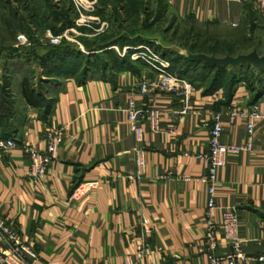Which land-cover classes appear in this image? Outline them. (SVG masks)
I'll use <instances>...</instances> for the list:
<instances>
[{
  "label": "crops",
  "instance_id": "obj_1",
  "mask_svg": "<svg viewBox=\"0 0 264 264\" xmlns=\"http://www.w3.org/2000/svg\"><path fill=\"white\" fill-rule=\"evenodd\" d=\"M76 1L80 10L76 25L92 30L79 33L85 41L106 38L109 23L99 11L128 8L121 0L119 5L117 0ZM18 2L0 0V5L10 9L14 19H22ZM162 4L164 15L172 21L191 20L230 30L261 18L253 0H162ZM73 29H66L61 37ZM31 34L19 40L24 34L16 33L13 49H8L28 48L31 52L24 61L36 58L46 68L56 63L46 76L55 73L59 80L50 111L42 115L23 98L24 66H4L14 73L8 86L13 97L10 109L2 107L11 128L0 133V139L11 138L14 145L6 152L0 150V216L32 244L38 255L34 264H125L127 256L138 264H210L203 244L206 185L184 178L205 173L198 155L208 149L212 114L248 109L253 103L264 113V83L249 86L239 77L230 91L225 82L211 86L212 73L202 78L195 70L182 78L189 87L185 97L156 92L150 99L143 98L138 93L139 80L153 77L155 66L148 59L132 57L130 45L119 49L109 39L93 50L80 43L77 52L59 50L56 55L55 49L62 46L50 43L54 35L49 29L31 30ZM169 44L168 52L176 51ZM140 47L137 44L134 49ZM5 51L0 56L16 55ZM130 98L140 109L143 129L141 174L125 111ZM149 109L159 113L156 130L151 127ZM223 124L222 142H245L242 118L233 123L224 118ZM52 126L64 127L57 159L34 184L26 175L29 160L23 143L44 150L45 131ZM216 190L218 205L236 209L239 234L251 258L242 264H264L256 260L264 254V120L255 127L252 150L228 156ZM213 216L218 219L215 211ZM216 235L220 238L221 231ZM141 243L146 247L139 257ZM227 251L222 245L217 253Z\"/></svg>",
  "mask_w": 264,
  "mask_h": 264
},
{
  "label": "rangeland",
  "instance_id": "obj_2",
  "mask_svg": "<svg viewBox=\"0 0 264 264\" xmlns=\"http://www.w3.org/2000/svg\"><path fill=\"white\" fill-rule=\"evenodd\" d=\"M16 1H19L20 18L22 19H14L13 12L0 5V55L5 51V48L7 49L4 53L13 54L15 52L16 54L14 57L7 58L0 56V133L5 134L10 130L11 125L8 117L4 116L6 110H2V107L6 108L7 106V109H10L9 103L13 96L8 86L13 81L14 75L13 72H7L5 69L7 64L24 66L25 71L21 73L22 80H27L32 89L31 99L38 104V107H34L35 111L42 115L51 108L54 102V88L59 80L55 73L51 78L47 79L46 76L52 73L50 72L51 68H55L56 63L48 65L46 68L36 58H31L32 62L24 61L26 55L31 52L30 49L17 47L14 51L10 50L13 49L16 33L21 32L28 39L32 35L31 30L37 29L40 32L49 29L54 36H61L66 29L72 27L74 29L65 33L57 45L75 51L77 45L83 44V42L92 45L103 43L100 40L85 41L83 36L79 35V33H89L88 31L92 30L76 25V19L80 13L76 0H62L61 2L55 0ZM119 1H116L117 5H119ZM121 1L123 5L128 6L123 12L117 6L98 12V15L109 23L103 36L116 41L118 48L122 45H130L131 56L132 53H137L133 56L148 59L153 65H158V62L162 61L170 72L171 70H183L186 66L184 58L180 62L171 61L180 49L190 50L193 53L212 54L217 57L246 54L253 49H256L260 55L264 54V17L262 16L261 18H252L249 26H238V28L230 30L216 24H199L191 20L172 21L170 17L164 15L162 0H148L142 3L140 0ZM5 18L7 19L5 20ZM91 26L96 28L94 24ZM169 43L178 50L172 51V53L168 52L170 51L167 49V46H170ZM137 44H142V47L134 49ZM53 46L56 47V45ZM118 48L117 50L120 49ZM58 63L59 59H57ZM195 66L201 75H206L209 71L203 63H198ZM232 71L238 74L241 72L249 74L248 78L252 85L264 83V67L255 69L244 64L237 67L226 66L223 73L225 80L232 75ZM248 258L251 260L249 256Z\"/></svg>",
  "mask_w": 264,
  "mask_h": 264
},
{
  "label": "built area",
  "instance_id": "obj_3",
  "mask_svg": "<svg viewBox=\"0 0 264 264\" xmlns=\"http://www.w3.org/2000/svg\"><path fill=\"white\" fill-rule=\"evenodd\" d=\"M256 10L264 17V0H253ZM24 36H19V40ZM61 36H51L50 43L57 45ZM137 53H133L136 55ZM155 66L156 73L151 78H141L138 83V93L143 98L150 99L156 92H170L185 97L188 93V84L177 74L171 73L162 61ZM129 133L134 137L137 144L135 148V163L138 173L141 174L144 168L143 129L139 124L140 109L134 98L128 100L125 109ZM148 118L151 121L153 130L157 129V118L159 113L155 109H149ZM237 117L244 120L245 142L239 144L224 143L221 140L223 132V119L233 123ZM264 120V113L260 110L258 103H253L248 109L230 108L224 111L214 112L211 116V124L208 134V149L199 158L205 165V173L198 178H184L185 180H199L206 185V227L203 237V244L210 264H242L248 258L244 251L245 240L239 234V221L236 209L233 206H221L216 203V184L220 170L225 166L229 155L242 152H250L253 148L254 132L257 123ZM63 126H52L45 131L46 146L40 150L34 144L24 142L23 150L29 160L27 177L34 184L38 183L46 173L47 166L57 159V152L61 142ZM14 145L13 139H0V150L6 152ZM216 212L218 219L215 220L213 212ZM220 230L222 236L219 238L216 232ZM264 240V234L262 236ZM0 264H34L38 255L32 244L22 238L16 228L7 223L0 216ZM222 245L227 246L228 251L218 254L217 250ZM146 244L137 246V255H144ZM259 262L264 263V254L258 257ZM125 264H138V261L127 256Z\"/></svg>",
  "mask_w": 264,
  "mask_h": 264
},
{
  "label": "trees",
  "instance_id": "obj_4",
  "mask_svg": "<svg viewBox=\"0 0 264 264\" xmlns=\"http://www.w3.org/2000/svg\"><path fill=\"white\" fill-rule=\"evenodd\" d=\"M140 3H142V0H140ZM109 39L106 37V38H103L102 40H100V42H103V43H108ZM102 43V44H103ZM113 43H117L116 41H114ZM85 48H87V50H93V47L95 45H92V44H89L87 42H83ZM99 44H96L95 47H97ZM58 46V45H56ZM59 50H64V51H71V49L69 48H62L61 49H58V51L55 49V53L56 55L59 54ZM177 51V50H176ZM74 52H77L76 50ZM206 54V53H205ZM208 55H212V54H208ZM184 56H181L179 54V52H177V54L174 56V58H172V62H180L181 59L184 60L185 59V68L183 70H178V71H172L171 72H177L178 75L181 77V78H184V75L186 73H188V71H197V66H195L196 64L198 63H201V62H190L188 61V59L184 58ZM59 64V63H58ZM209 71L207 72V74L209 73H212L211 77L209 78V82L211 84V86H215L216 84L220 83V82H225L226 83V88L227 90H230L233 88V86L238 82L239 80V77H241V79L243 78L246 83L249 85V86H252V83L250 82L249 80V74H245V73H242V74H238L234 71L231 72V76L225 80V78L223 77V73H224V67L226 66H212V65H208V64H205L203 63ZM214 73V74H213ZM203 76H206L205 74L201 75L200 77L203 78ZM21 92H22V95H23V98L25 99V101H27L26 103L32 107H38V104L33 101L31 99V94H32V89L29 87V84L27 83V80L26 79H23L22 82H21ZM50 111V109L48 111L45 112V114H48Z\"/></svg>",
  "mask_w": 264,
  "mask_h": 264
},
{
  "label": "water",
  "instance_id": "obj_5",
  "mask_svg": "<svg viewBox=\"0 0 264 264\" xmlns=\"http://www.w3.org/2000/svg\"><path fill=\"white\" fill-rule=\"evenodd\" d=\"M181 56L188 59L190 62H201L212 66H231L237 67L239 65L252 66L255 69L264 67V54H258L256 49L246 54H238L236 56L225 55L217 57L215 55H208L204 53H193L190 50H178Z\"/></svg>",
  "mask_w": 264,
  "mask_h": 264
}]
</instances>
